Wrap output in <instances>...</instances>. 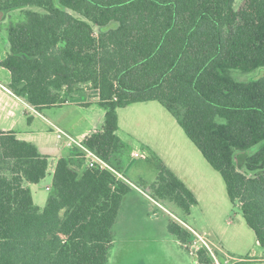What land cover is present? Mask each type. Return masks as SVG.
Masks as SVG:
<instances>
[{"label": "trees", "instance_id": "16d2710c", "mask_svg": "<svg viewBox=\"0 0 264 264\" xmlns=\"http://www.w3.org/2000/svg\"><path fill=\"white\" fill-rule=\"evenodd\" d=\"M17 9L25 18L8 26L0 63L17 96L38 110L75 93L98 97L104 125L85 144L120 173L113 163L128 145L117 134L118 109L160 102L222 174L264 248V76H235L264 67V0H0V13ZM150 153L152 194L190 214L195 193ZM73 154L57 161L41 209L29 184L46 178L49 157L0 129V264H108L132 185ZM168 228L188 247V228L175 220ZM194 254L211 264L206 248Z\"/></svg>", "mask_w": 264, "mask_h": 264}, {"label": "rangeland", "instance_id": "374dc122", "mask_svg": "<svg viewBox=\"0 0 264 264\" xmlns=\"http://www.w3.org/2000/svg\"><path fill=\"white\" fill-rule=\"evenodd\" d=\"M25 18L21 9L0 13V37L5 34L8 37V26ZM0 38V55L4 54V41ZM239 80H254L264 76V67L252 72H235ZM89 95L97 94L89 91ZM81 101L93 102L89 105L74 104L64 107H53L50 116L63 115L70 122H74L71 130L97 131L101 129L105 119L106 110L98 102V97L81 95ZM162 112L160 124H172V146L187 148L190 146L199 156L201 161L208 165L209 171L198 162L196 169L206 192L201 194V201L192 207L187 214L171 200L154 197L151 184L157 179V162L147 153L146 158L136 156L131 148L142 153L144 149L138 139L141 125L136 114L139 108H149L150 103L139 102L129 108L120 109L122 128L120 136L128 145V151L121 156L120 162H114L116 168L122 171L124 181L132 184V189L125 196L122 208L114 225V244L110 250L108 264H197L192 246L203 248L202 242L195 243V233L186 225L194 227L202 233L212 246L217 255L222 258L232 256L229 262L224 264H264L256 260L264 256V248L259 244L254 230L248 226L239 205L231 202L222 174L217 171L203 156L200 149L187 136L177 119L160 102L155 101ZM46 112V110H45ZM128 112H131L128 116ZM149 113V112H147ZM46 114H48L46 112ZM163 114L171 120L164 119ZM53 117V116H52ZM147 121L152 119L146 117ZM130 124V128L127 127ZM56 137V134H53ZM189 145V146H188ZM78 150V149H77ZM131 152V153H130ZM190 152V149L188 150ZM185 152V161L190 159ZM190 154L192 158L193 155ZM196 160V158L193 156ZM49 156V172L46 178L38 183H30L34 201L41 209L45 207L55 171V160ZM202 166V167H201ZM200 172V171H202ZM205 177V179H204ZM125 178V179H124ZM131 181H130V180ZM209 183V184H208ZM166 208V209H165ZM170 220H175L192 232L188 247L184 246L177 237L169 231ZM223 244L229 253L223 251L218 245ZM213 264V258L212 262Z\"/></svg>", "mask_w": 264, "mask_h": 264}, {"label": "crops", "instance_id": "0c3cea01", "mask_svg": "<svg viewBox=\"0 0 264 264\" xmlns=\"http://www.w3.org/2000/svg\"><path fill=\"white\" fill-rule=\"evenodd\" d=\"M1 40L4 41V54L0 55V63L9 52L8 37L3 34ZM10 82V71L0 64V129L4 131H15L19 138L35 143L42 154L47 155L48 157L52 156L54 158H57L54 163L55 167L57 161L61 157H77V155L73 154L77 149L69 148L64 141H60L57 136H53V134H56L54 125L68 131L73 136L78 137L80 139H86L95 131L90 132V130L84 129L81 131H77V133L73 132L71 130V127L73 126L74 122H70L67 117L63 115L50 116L49 111L53 107L61 108L74 104L89 105L93 102H80V98H82L81 95H83V93L80 92L74 94L76 97L74 98V100H70L64 104L53 105L38 110L28 104L24 99L17 96L10 89ZM154 102L155 101L145 102L151 104L148 105L149 108L144 109L140 107L139 112L136 114V117L139 119V122L141 124H137V127L140 128L137 129V131L139 133V142L141 143L142 148L144 149L142 153H150V150L155 151L163 159L166 165L170 167L195 193L199 204V202L201 201L200 195L206 192L207 186L205 187L204 185H202L205 182H202L201 179L196 177L198 175L196 165L199 162L200 165H202L206 170L209 171L210 169H208V165H205V163L201 161L197 153L193 151V149L190 147L191 145H188V150L190 149V152H188L187 148L184 149L182 147L172 146V124L159 123L162 121L161 115L163 111H161V109L157 105H155ZM133 104L118 109L119 129L117 131V134L122 140L124 139L119 134V131L122 128L119 110L129 108ZM45 110L48 114H46ZM130 114L131 112H128V116H130ZM163 116L164 119H167L170 122L171 119L167 115L163 114ZM146 117H150L152 120L147 121ZM103 125L104 122L102 124L101 129L103 128ZM130 126V124H127V127L130 128ZM132 150H134L133 153L138 152L134 148H131V151ZM185 152L188 153L187 155L190 158L187 161H185L184 158ZM189 153H191V155H193L196 160L193 158V156L191 158ZM200 172L204 173L203 170ZM205 185H207V183H205ZM192 228L195 229L194 227ZM218 246L226 253H229L223 244H220ZM256 260L264 262V256Z\"/></svg>", "mask_w": 264, "mask_h": 264}, {"label": "built area", "instance_id": "2783aa9c", "mask_svg": "<svg viewBox=\"0 0 264 264\" xmlns=\"http://www.w3.org/2000/svg\"><path fill=\"white\" fill-rule=\"evenodd\" d=\"M55 131H56V136L60 141H64L65 144L72 149H78L79 151H83L85 153V158H86V166L87 167H96L100 166L105 169H109L113 172H115L120 178L123 177L122 173L118 172L111 164H109L106 160L102 159L98 154H96L93 150L89 149L86 144H85V139H80L78 137L73 136L71 133L68 131L54 125ZM136 156H142L143 158H146L147 153H139V152H134L133 153ZM125 179V178H124ZM51 189V187H49ZM166 209V208H165ZM190 230H192L195 233L196 242H202L203 243V248H206L209 255L213 258V264H224V262H229L231 260L232 256L224 257L222 258L220 255H217V253L214 252L212 246L210 243L207 241L204 235L193 229L191 226L186 225ZM193 247V252L196 253L198 249V246H192Z\"/></svg>", "mask_w": 264, "mask_h": 264}, {"label": "water", "instance_id": "95a60500", "mask_svg": "<svg viewBox=\"0 0 264 264\" xmlns=\"http://www.w3.org/2000/svg\"><path fill=\"white\" fill-rule=\"evenodd\" d=\"M195 253V252H194Z\"/></svg>", "mask_w": 264, "mask_h": 264}]
</instances>
